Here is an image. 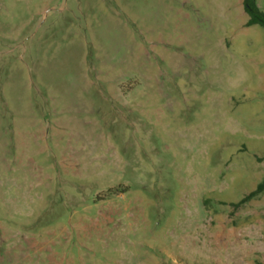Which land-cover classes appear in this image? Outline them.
<instances>
[{
    "label": "rangeland",
    "instance_id": "rangeland-1",
    "mask_svg": "<svg viewBox=\"0 0 264 264\" xmlns=\"http://www.w3.org/2000/svg\"><path fill=\"white\" fill-rule=\"evenodd\" d=\"M240 0H0V264H264V28Z\"/></svg>",
    "mask_w": 264,
    "mask_h": 264
},
{
    "label": "trees",
    "instance_id": "trees-1",
    "mask_svg": "<svg viewBox=\"0 0 264 264\" xmlns=\"http://www.w3.org/2000/svg\"><path fill=\"white\" fill-rule=\"evenodd\" d=\"M244 10L249 17L246 27L260 26L264 28V12L259 9L256 0H244ZM263 193L264 180L242 202L253 200Z\"/></svg>",
    "mask_w": 264,
    "mask_h": 264
},
{
    "label": "crops",
    "instance_id": "crops-1",
    "mask_svg": "<svg viewBox=\"0 0 264 264\" xmlns=\"http://www.w3.org/2000/svg\"><path fill=\"white\" fill-rule=\"evenodd\" d=\"M240 2L242 4L243 10H244V0H240ZM256 2H257V5H258L259 9L264 12V0H256ZM244 12H245V10H244ZM245 14H246V12H245ZM246 16L247 17L245 19H243V22H242L243 23V27H246V24H247L248 19H249L247 14H246ZM246 28H250V27H246Z\"/></svg>",
    "mask_w": 264,
    "mask_h": 264
}]
</instances>
